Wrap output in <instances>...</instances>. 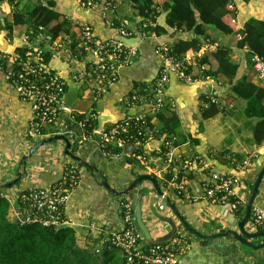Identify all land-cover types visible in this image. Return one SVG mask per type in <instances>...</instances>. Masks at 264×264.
I'll return each mask as SVG.
<instances>
[{
  "label": "crops",
  "instance_id": "0c3cea01",
  "mask_svg": "<svg viewBox=\"0 0 264 264\" xmlns=\"http://www.w3.org/2000/svg\"><path fill=\"white\" fill-rule=\"evenodd\" d=\"M50 1L55 2V8L62 16L70 17L72 21L88 23L93 28L94 34L105 41L119 39L117 26L125 24L128 28L140 27L139 23L142 20L140 17H134L132 8L120 0L117 2L102 0L95 9H85L79 5L77 0H45V4ZM106 1L111 3L110 7H106ZM166 1L155 0L160 5ZM233 3L235 9L233 16L236 18L234 33L224 34L209 26L208 33L211 37V43L199 53L190 51L187 57L194 62L196 58H203L206 54H212L218 47H228L231 50L232 59L239 64V77L247 76L257 84L264 85V81L258 79L254 65V59L258 55L249 46L239 47V42L244 36L245 24L252 19L264 22V0H233ZM0 9L3 11L2 17L0 15L2 22L8 14H11L12 17L13 7L8 3L3 4ZM115 20L119 22V25L110 23ZM224 22L228 24L229 18L226 17ZM153 26L164 27L167 33L163 35L154 34L152 37H142L137 34L136 37L141 38L139 43L135 45L138 47V55L132 59L131 63L121 68L116 82L108 88L101 99L103 107L98 113L104 110L107 102L116 111L125 112L136 109L137 114L147 113V109L142 106L128 107V95L134 90L136 84L143 87L160 73L163 60L155 52L157 44L161 42L173 46L179 38L192 37L191 34L168 27L167 12H162L157 23ZM73 32L79 40L80 32L74 25ZM25 35L26 33L23 34V40H25ZM57 43L63 46L62 40H58ZM11 45L15 51L17 47L23 46L35 48L42 45V41L35 46H30L26 42L16 46ZM52 45L47 40L43 48L52 51L50 48ZM62 48L54 57H61L67 65L69 64V68L72 66V61L79 64V67L71 75L74 79L75 73L80 67L83 69L85 63L79 62L71 54L66 44ZM210 62L209 65H205L201 69L205 71L216 68V61L211 59ZM49 68L51 69L50 64ZM198 75L199 68L195 66L192 76ZM227 89V84L223 82L221 77L208 76L186 84L181 81L178 74H172L166 90V97L170 106L173 107L172 110L177 114V120L172 125L174 130L172 136L176 145L171 147L169 152L164 153L163 146L166 137L156 138L150 140L141 149L142 156L138 154L134 145L124 146L121 155L106 156L94 142L86 143L82 140L84 130L82 125L75 120L74 114L87 112L84 110L75 112L73 108L72 113H63L54 125H44L47 129V137L40 138L32 145L33 140L37 138L31 137L29 139L33 117L32 104L19 97L7 76L6 69L0 68V182H12L16 179L22 157L28 154L35 144L45 138L65 135L71 141V152L86 160L96 169V172L92 173L82 166V179L77 188L70 194L65 205V213L68 218L67 225L76 231L80 245L86 246L99 240V247H101L110 234L122 231L124 229L121 217L123 203L129 202L132 212H134L137 233L142 237L145 246V237L135 215L137 202L142 190H145L146 195L141 199L142 213L152 239L157 241L168 236L172 227L166 220H173L177 226V232L174 239L165 244H176L184 240L190 242L187 244L184 241L176 255L178 264H264V248L254 250L228 238L204 240L187 231L168 207L164 198L157 195L154 186L149 181L143 182L139 189H136L129 196L121 198L112 197L101 186L104 177L112 188L120 191L141 176H153L156 178L161 191L176 204L191 227L204 235L224 233L228 230L238 232V225L242 219L234 214L235 212L230 206L212 203L206 196L204 183L209 181L214 173L236 174L238 165L242 163L241 160H238L239 156L245 160L251 159V167L239 170L241 183L237 188V195L240 200L242 202L247 201L251 190L249 183L255 182L264 167V144L256 146L254 143L255 122L246 118L242 109L241 113L238 112L231 117L224 114L226 111H221L223 117H221L220 126L217 127L215 133L209 135V138L204 136L201 130L203 129L201 105L210 99L223 101L227 97ZM83 91L82 88L81 95ZM82 98L86 97L81 96ZM143 104L145 105L144 102ZM152 121L153 124L157 123L156 119ZM228 138L231 139L227 140ZM194 140H197L198 143H195ZM217 146H221V148L215 150ZM65 147V143L57 142L40 148L28 160L26 174L20 182L9 189L0 188L1 193L12 202L13 213L17 211L15 202L22 191H50L51 187L62 178L65 165L75 164L65 154ZM219 154L224 156H213ZM253 154L254 157H252ZM171 156L173 163H170ZM198 166H200V170L203 169L202 175L194 174L197 172ZM182 168L188 175L185 178L187 194L185 192V194L180 195L169 186L164 176L173 172L174 178L172 179H175V175ZM190 170L195 177L189 176ZM156 172H160V175ZM21 173H24L23 169H21ZM178 180L180 181V179ZM254 207L264 208V179ZM246 229L253 234L264 233V229L262 231L255 229L252 221L247 224ZM247 240L256 245L264 243V237L248 238Z\"/></svg>",
  "mask_w": 264,
  "mask_h": 264
},
{
  "label": "trees",
  "instance_id": "16d2710c",
  "mask_svg": "<svg viewBox=\"0 0 264 264\" xmlns=\"http://www.w3.org/2000/svg\"><path fill=\"white\" fill-rule=\"evenodd\" d=\"M96 1L100 3L102 0ZM112 1L117 2L119 0ZM120 1L127 3L132 8L134 17L142 19L139 23L142 29L144 24L148 25L147 28L143 29L144 32L157 35L166 34V28L154 27L153 24L157 23V19L162 12H167L168 27L191 34V38H179L172 46L171 57L175 61H184L190 51L199 53L206 45L211 43V37L208 33L209 26L224 34L234 33L233 28L236 22L234 23L233 20H236V18L233 16L235 11L233 0H167L163 5L157 4L155 0ZM5 3L13 7L12 19L9 21L5 18L3 23L0 22V30L7 32L8 37L11 38L15 32V26L25 25L27 27L26 35H28L31 43L36 42L38 39L42 40V45L35 49L27 46L17 47L15 54L19 59L26 60L29 52L41 51L42 63L49 66L55 52L45 50L43 46L45 41L48 40V42L53 43L58 38H61L62 42L69 47L71 54L79 62L82 63L83 59L87 57V54L83 52L84 49L81 48V42L74 35L73 23L56 10L54 1L43 4L38 0H0V8ZM0 11V15H2L3 11L1 9ZM226 17L229 18L228 24L224 22ZM118 23L117 20L114 21V25L117 26ZM243 33L244 36L239 42V47L249 46L258 56L264 58V22L256 19L249 20L245 24ZM68 41L69 44H67ZM211 59L216 61V68L202 70L203 66L211 63ZM32 60L35 61V58ZM122 60L125 62L124 58ZM195 66L199 68V75L193 76L195 79L208 76L221 77L228 87L227 97L222 102L210 99L201 105L202 119L214 118L224 109L226 110V116H232L242 109L244 116L255 122L254 143L256 146L264 144V85L257 84L247 76L239 77V64L232 59L231 50L228 47H218L212 54L194 59V62L186 66L187 75H193ZM3 68L10 69V65L5 63ZM89 68L90 66L87 64L86 69L90 72ZM52 71L56 73V71ZM158 76L143 87L139 84L134 86V90L128 95V107H139L142 106L144 100L153 99V90ZM96 77L97 74H94L93 78ZM88 91L89 89L83 91L81 96H88ZM167 100L166 98L163 111L147 115L145 118L148 123L147 131L142 129V120L137 121L136 118H128L124 121L123 124L128 123L131 126L129 133L134 135L142 129L146 134V137L141 139L143 143H148L151 138L162 139L166 137L165 142H172L175 146L172 125L177 120V114L172 110L173 107L170 106V102ZM97 113L95 110L91 115L74 114L75 120L83 125L88 136L93 135L94 130L98 127L97 119L93 118V115H97ZM153 119H156L157 123L153 124ZM40 133L41 136H38V139L35 138L32 145L40 138L47 137L45 126L40 129ZM132 141L133 139L130 140V142ZM194 142L198 143L197 140H194ZM164 150H166L165 147ZM123 151L124 148L118 146L111 149L113 155H121ZM138 154H141V150H138ZM220 156L224 155L220 154ZM240 157L238 160L243 162L245 159ZM81 168L82 166L78 163L76 166L72 163L66 164L62 178L51 187V190H59L63 195H70L82 179ZM177 175L179 178L188 176L185 170H179ZM193 175V172H191L189 176L192 177ZM173 177L174 173L172 172L165 179L169 182ZM249 185L252 189L253 183H249ZM39 192L41 190L22 191L15 202V207L25 216L30 214L31 211L33 215L35 212L36 214L45 212L34 209V197ZM241 201L237 195L230 196L226 203L229 205L237 204L234 214L243 219L246 204ZM125 203H123L121 216L124 229L119 232L122 233L134 228L137 233L134 212H130L125 207ZM65 205H58L54 212V215L58 218V225L45 226L39 222L23 223L22 220L13 217V205L0 191V264H130L126 254L113 242V234H110L104 240L101 247H99V240L86 246L80 245L76 231L67 225L68 218L65 213ZM128 215L132 216L130 221H127ZM184 241L190 244L189 241ZM184 241L176 244H164L160 248L167 255L175 257ZM138 242L140 245L142 244L145 251L155 248V246H144L143 239L140 236Z\"/></svg>",
  "mask_w": 264,
  "mask_h": 264
},
{
  "label": "built area",
  "instance_id": "2783aa9c",
  "mask_svg": "<svg viewBox=\"0 0 264 264\" xmlns=\"http://www.w3.org/2000/svg\"><path fill=\"white\" fill-rule=\"evenodd\" d=\"M38 1L45 4V0ZM77 1L79 5L85 9H95L100 4L96 0ZM105 5L106 7H110L111 3H107L106 1ZM66 18L69 19L80 32L79 41L81 42V48H83V52L87 54V57L83 59L85 63L84 68L82 69L80 67L74 75V80L77 82L84 80V91L89 89L88 96L92 97L94 102H98L104 97L108 88L116 82L121 68L131 63L132 59L138 55V47L127 45L120 40L105 41L100 39L94 34L93 28L88 23L72 21L71 18L67 16ZM233 22L235 23L236 20H233ZM110 23L114 25V21ZM147 26V24H144L143 29L147 28ZM143 29L137 26L128 28L123 24L117 27V32L120 37L123 36L126 38H135L137 34L142 37L154 36V34L144 32ZM58 40H61V38H58L52 43L53 45L50 46L52 51L55 52V55L60 52L64 46V43L63 46L57 43ZM41 41L42 40L38 39L36 42L31 43L28 39V35H25V42L30 46L38 45ZM38 47L39 46L35 48ZM40 52H29V54H27L28 58L26 60H21L16 56L15 51H13L12 54H5L0 51V68L4 69L3 64L5 63L10 65V69H6V71L12 86H14L22 100L32 104L33 117L30 125V137L41 136L40 129H42L44 125L57 123L63 113H72V110L68 109L63 102L64 95L67 92L66 83L59 77L57 72H53L49 66L42 63ZM155 52L162 58L163 63L154 86L153 99H146L143 101L145 105L142 107L146 109L149 108L150 114H156L163 109L167 98L166 90L170 84L172 74H178L181 81L186 84L195 81V78L192 75H187L186 72V66L191 64L192 59L187 57L184 61H175L171 57L172 45L161 42L157 44ZM33 58H35V61L32 60ZM122 58L125 59V62H123ZM87 64L90 66V72L86 69ZM254 65L258 73V79L264 81V59L260 56H256ZM94 74H97L96 78H93ZM94 83H96V85H94ZM147 115L149 114H137L129 118H136L137 121L142 120V129L147 131L148 123L145 120ZM93 118L98 119V113L97 115H93ZM130 127L128 123L123 124V122H121L117 125H108L105 131L101 133L98 132L97 127L93 135L88 136L82 125L84 130L82 140L86 143L94 142L106 156H115L111 153V149L116 146L124 147L126 145H134L136 150H141L148 144L143 143L141 140L142 137H146V134L142 129L139 132L137 131L134 135L130 134ZM131 139H133L132 142H130ZM150 140H152V138ZM164 147L166 150H164ZM171 147H173L172 142H165L163 152H169ZM140 156L142 155L140 154ZM252 157H254V154ZM170 163H173L172 156L170 157ZM76 164L73 165L76 166ZM251 166V159H246L238 165L237 173L234 175L226 176L225 174L219 173L212 174L210 180L204 183L207 198L215 204H222L224 206L231 205L230 207L234 211L237 208V204L229 205L226 202L230 196H237V188L241 183L239 170H245ZM185 168L187 169V166H185ZM182 170L185 169L182 168ZM189 172L192 171L190 170ZM156 173L160 175V172ZM197 173L200 175L204 173L203 169L200 170V166H198L197 172H194V174ZM166 176L167 175H165L164 178ZM175 176L176 178L171 179L168 184L180 195H183L186 192V177L179 178L177 174ZM178 179H180V181ZM69 196L70 195H63L59 190H50L48 192L41 191L35 194L34 209L36 211L45 212L40 214H36L35 212L33 215L31 211L30 214L25 216L17 209L16 217L22 220L23 223L39 222L45 226L58 225V218L54 215V212L58 205L66 204ZM246 202L247 201H245V204ZM125 207L132 212L129 202L125 203ZM131 218L132 216L128 215L127 221H130ZM251 221L255 229H264V208L253 207ZM139 236L140 235L136 233L134 228L123 231L122 233L115 232L112 236L113 242L124 254H126L130 264H178L176 256L167 255L160 246H155V248L145 251L142 248V244L140 245L138 242Z\"/></svg>",
  "mask_w": 264,
  "mask_h": 264
},
{
  "label": "water",
  "instance_id": "95a60500",
  "mask_svg": "<svg viewBox=\"0 0 264 264\" xmlns=\"http://www.w3.org/2000/svg\"><path fill=\"white\" fill-rule=\"evenodd\" d=\"M140 39L141 38H139V37L126 38V37L121 36V37H119L118 40L124 42L127 45L135 46L136 44L139 43ZM0 51L2 53H5V54H12L13 53V47L10 43L7 32H5V31L0 32ZM72 62H73L72 66L67 71L58 73L59 77L67 85V92L64 95L63 102L66 105V107L70 110H72L73 106L78 101L81 100V90H82L83 86L85 85L84 80L77 82L72 78V76H71L72 73L76 70L77 67H79L78 66L79 64H77V62H74V61H72ZM136 115H137L136 109L125 111V112L116 111L107 102V103H105L104 110L102 112L98 113V119H97L98 132H100V133L104 132L105 128L108 125H117L121 122H124L127 118L133 117ZM57 142L65 143V145H66L65 154L68 155L74 162H76L80 166H83L84 168L90 170L92 173L96 172V169L94 166L90 165L86 160H84L83 158H81L77 155H74L71 152V149H72L71 141L65 135H55L51 138L43 139L40 142H38L37 144H35L30 149L28 154H26L22 157V159L19 163V170H18L16 179L13 180L12 182H6V183L0 182V187L11 188L15 184L19 183L20 180L22 179V177L26 174V168L28 165V160L32 158V156L37 152V150H39L40 148H42L46 145L54 144ZM21 169L24 170V173H21ZM100 175H102V174H100ZM263 179H264V167L260 171V173L258 174L255 182L253 183L252 189L250 190V192L248 194V198H247V202H246L245 216L238 225L239 231L237 232V231L228 230L224 233L213 234V235H204L201 232H199L198 230H196L195 228L191 227L188 224V222L184 219V217L180 213V211L178 210V207L176 206V204L172 202V200L170 199V197L168 195H165L164 192L161 191V188H160L156 178L153 176H150V175L141 176V177L135 179L129 186H127V188H125L124 190H120V191L115 189V188H112L109 185L107 179L104 177H103V181L101 183V186L108 193H110L112 197L121 198L124 196H129L136 189H139L140 185L143 182L149 181L154 186L157 195L164 198L168 207L172 210L175 217L180 221V223L184 226V228L187 231L195 234L196 236H198L199 238L204 239V240H216V239H221V238H228V239H231V240L238 242L242 245H245L251 249L260 250V249L264 248V243L256 245V244L249 242L247 239L248 238L249 239H256L259 237H264V233H254V234L250 233L247 231L246 226L250 222L252 210H253V207L255 205V200H256V197L258 196L259 192H260V187H261V184L263 182ZM145 195H146V191L142 190L140 199L138 200L137 207H136V214H135L136 215V221H137L139 227L141 228V230L144 234L145 246L146 245L162 246L165 243L174 239L176 232H177V226L173 222V220H166L167 222L170 223V225L172 227V231L165 238L154 241L152 239L151 232H150L149 228L147 227V225L145 224L144 219H143L141 199Z\"/></svg>",
  "mask_w": 264,
  "mask_h": 264
},
{
  "label": "rangeland",
  "instance_id": "374dc122",
  "mask_svg": "<svg viewBox=\"0 0 264 264\" xmlns=\"http://www.w3.org/2000/svg\"><path fill=\"white\" fill-rule=\"evenodd\" d=\"M11 13H13V12H11ZM1 17H2V15H1ZM7 19L9 21L12 19L11 14H8ZM0 22L3 23L1 19H0ZM26 30H27V27L25 25L15 26L14 36H12L13 38L12 37L9 38L10 39V43L16 46L17 44H22L23 42H25V40H23V34L27 32ZM68 65L66 64L65 60H63L61 57H58V56L52 58V60L50 62L51 69H53V70H55L57 72H61V71H64L66 69H69ZM94 85H96V83H94ZM102 107H103V102L101 100L98 101V102H94L90 96H86V98H82L80 101H78L73 106V110L75 112H77L78 110H84L85 112H87V113H84V114L90 115L95 110L98 112L99 110L102 109ZM148 109H147V113L149 115H153V114L149 113L150 110H148ZM224 111H226V110L224 109ZM219 115H217L218 117L216 116L217 119H216V117L212 118L211 120H208V121L205 120V119H202V127H203V129H201V130L203 131L204 136L209 138V135L215 133V131L217 130V127L220 126L219 124H220V121H221V117H223L222 113H220ZM229 117H231V116H229ZM230 139L231 138H228L227 140H230ZM220 148H221V146H217V147H215V150H219ZM213 156L220 157V154L219 155H213ZM5 189H9V187H6ZM13 217H16V212L13 213Z\"/></svg>",
  "mask_w": 264,
  "mask_h": 264
}]
</instances>
